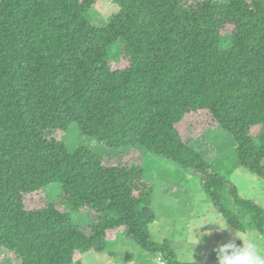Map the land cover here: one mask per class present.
I'll return each mask as SVG.
<instances>
[{
  "label": "trees",
  "instance_id": "1",
  "mask_svg": "<svg viewBox=\"0 0 264 264\" xmlns=\"http://www.w3.org/2000/svg\"><path fill=\"white\" fill-rule=\"evenodd\" d=\"M95 1L0 0V247L18 264H73L122 233L182 264L149 238L156 217L143 168L48 137L73 126L110 151L142 147L180 165L229 225L262 232L264 208L178 125L208 112L233 138L239 167L264 180V0H114L100 27ZM52 185L89 215L87 230L54 204L26 208Z\"/></svg>",
  "mask_w": 264,
  "mask_h": 264
},
{
  "label": "rangeland",
  "instance_id": "2",
  "mask_svg": "<svg viewBox=\"0 0 264 264\" xmlns=\"http://www.w3.org/2000/svg\"><path fill=\"white\" fill-rule=\"evenodd\" d=\"M117 11L114 0H96L91 19L95 25L104 26ZM178 129L185 141L236 186L241 197L253 200L264 208V180L239 167L233 138L217 125L208 112L187 115ZM48 135L61 140L69 152L87 147L101 155L106 164L132 163L141 166L145 182L153 187L151 205L156 220L149 226V238L158 243L167 242L179 263L217 264L214 248L229 239H235L238 245L242 243L235 233L254 239L264 250V229L260 232L246 225L245 231H240L229 225L213 208L210 198L200 186L199 177L180 165L142 147L110 151L106 145L81 133L76 126L62 137L57 132ZM60 192V185L47 187L28 196L25 206L34 209L54 204L61 211L69 212L78 227L87 230L89 215L69 209L62 203ZM223 203L231 207L227 197ZM213 220L222 224L226 222L228 228L220 229L211 222ZM0 264L18 263L12 253L0 247ZM73 264H166V261L161 254H150L119 233L108 241L103 252L89 250L80 253V261Z\"/></svg>",
  "mask_w": 264,
  "mask_h": 264
},
{
  "label": "clouds",
  "instance_id": "3",
  "mask_svg": "<svg viewBox=\"0 0 264 264\" xmlns=\"http://www.w3.org/2000/svg\"><path fill=\"white\" fill-rule=\"evenodd\" d=\"M220 229H227L228 224L213 220ZM235 237L242 243L239 245L235 239H229L214 248L217 264H264V250L254 239L246 238L235 233ZM197 237V242H198Z\"/></svg>",
  "mask_w": 264,
  "mask_h": 264
}]
</instances>
